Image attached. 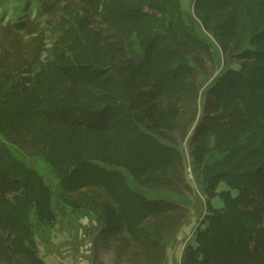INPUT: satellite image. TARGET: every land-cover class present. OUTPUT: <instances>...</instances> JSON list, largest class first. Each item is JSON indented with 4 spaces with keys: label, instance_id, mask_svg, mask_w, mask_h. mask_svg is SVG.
Masks as SVG:
<instances>
[{
    "label": "trees",
    "instance_id": "trees-1",
    "mask_svg": "<svg viewBox=\"0 0 264 264\" xmlns=\"http://www.w3.org/2000/svg\"><path fill=\"white\" fill-rule=\"evenodd\" d=\"M36 1L25 0V10ZM194 10L211 35L185 20L182 0L66 2L50 45L44 33L31 61L0 65V252L46 264L31 213L56 224L54 189L15 153L28 145L58 177L66 204L165 262L184 216L172 212L176 201L141 187L173 191L185 177V152L166 131L199 96L186 134L207 211L181 264H264V0H194ZM14 25L27 31L25 16ZM214 40L240 62L202 91L197 60L215 54ZM129 44L141 47L140 59L128 56Z\"/></svg>",
    "mask_w": 264,
    "mask_h": 264
},
{
    "label": "rangeland",
    "instance_id": "rangeland-1",
    "mask_svg": "<svg viewBox=\"0 0 264 264\" xmlns=\"http://www.w3.org/2000/svg\"><path fill=\"white\" fill-rule=\"evenodd\" d=\"M24 1L0 0V65L3 67H7L18 59L26 58L31 61L36 56L37 47L43 34L49 35L48 42L53 37L50 27L56 22L61 6L66 2H76L77 0L31 2L27 11ZM182 4L185 20L194 25L201 34H204L206 30L194 10V0H182ZM22 16H25L27 31H18L14 25V22ZM195 19L199 25L195 23ZM215 43L214 55L203 51L197 60L199 70L196 71V75L202 85V91L221 69L230 64L238 66L240 62V59L236 57L228 59L219 43L217 41ZM128 56L140 59L142 56L141 47L129 44ZM200 101L201 97L198 96L197 100L192 99L191 102H186L185 110L177 127L174 130L166 131L169 140L177 143L185 152V163L187 164V169L184 172L185 177L174 187L173 191L166 189L150 191L141 187L150 197L162 196L176 201L177 207L172 212L184 216V221L180 223L176 236L166 240V259L161 264H181L183 248L207 211L200 167L193 162L190 155L192 143L189 141L190 134H186L188 129L186 122L192 118L194 105L200 106ZM0 140H4L1 134ZM24 148L26 155L22 154L19 149L15 150V153L29 165L37 168L54 189L53 205L57 213L56 224L40 222L35 212L31 213L37 241V253L46 264H155L153 258L151 260L128 233L119 236H106L102 233V223L93 212L87 211L86 208L77 209L66 204L60 195L58 177L49 170L42 157L29 155L33 149L32 146L27 145ZM126 173L130 183L137 188L133 176ZM226 186V183L222 182L219 190ZM88 191L94 196L99 195L100 198L110 200L102 189L90 188ZM212 204L215 207L224 204L220 194L212 198ZM3 232L4 230L0 228V233L3 234ZM0 264L33 263L23 254L11 253L9 255L1 251Z\"/></svg>",
    "mask_w": 264,
    "mask_h": 264
}]
</instances>
